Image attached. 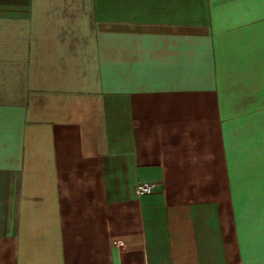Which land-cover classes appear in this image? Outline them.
<instances>
[{
  "label": "crops",
  "instance_id": "obj_1",
  "mask_svg": "<svg viewBox=\"0 0 264 264\" xmlns=\"http://www.w3.org/2000/svg\"><path fill=\"white\" fill-rule=\"evenodd\" d=\"M0 264H264V0H0Z\"/></svg>",
  "mask_w": 264,
  "mask_h": 264
},
{
  "label": "built area",
  "instance_id": "obj_2",
  "mask_svg": "<svg viewBox=\"0 0 264 264\" xmlns=\"http://www.w3.org/2000/svg\"><path fill=\"white\" fill-rule=\"evenodd\" d=\"M155 187L154 183H150V182H141L139 184H137L136 186V193L141 196V195H145V194H150L153 192ZM117 244L119 246L123 245V241L122 240H118Z\"/></svg>",
  "mask_w": 264,
  "mask_h": 264
}]
</instances>
